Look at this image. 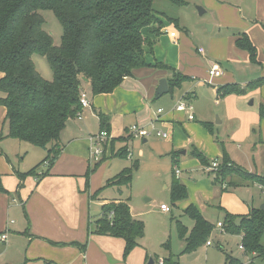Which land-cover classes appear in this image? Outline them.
Returning a JSON list of instances; mask_svg holds the SVG:
<instances>
[{
	"label": "crops",
	"instance_id": "0c3cea01",
	"mask_svg": "<svg viewBox=\"0 0 264 264\" xmlns=\"http://www.w3.org/2000/svg\"><path fill=\"white\" fill-rule=\"evenodd\" d=\"M184 1V5L176 6L168 0H154V10L163 24L160 33L156 35L150 31V28L143 29V35L154 40L152 50L149 47L144 49L145 61L152 66L134 69L130 76L125 77L118 87L107 94L92 95L89 81L82 82L81 89L86 93L89 106L82 109L80 117L75 116L67 120L59 137L60 152L53 163L44 162L38 166L35 174L20 178V174L27 172L43 160L46 150L25 143L31 147L24 150L20 158L21 154L17 150L11 151L0 147V178L5 190L0 193V235L7 231L6 241L0 242L6 245V253L9 248L20 252V261L17 264H147L156 250L145 241V223L143 238L138 240V245L127 256L123 254L125 243L122 238L94 232L95 222L100 218L101 206L111 202H127L131 216L142 220L141 208L133 205L130 198L117 197L113 193L110 195L111 189L119 187L108 185V181L128 168L123 167L113 174L114 160L118 157H128V160L132 161L135 155V162L139 163V159L144 156L146 150L152 157L167 159L171 164V176L173 173L174 177L188 190V197L175 203L180 215L178 218H170L174 222V227L168 231L163 229L164 232L158 238L157 245L159 249L161 248V255L157 254L158 258H153V264H160V260L168 258L176 264H181L179 260H176L177 257H167L172 252L168 249V242L165 243V241L170 238L173 230L177 242L181 244L184 251L186 243L179 237L176 221L185 226L188 232L191 230L193 221L183 213L189 205L194 206L213 226L210 236L213 232H220L238 240L240 256L225 253L224 264H228L226 257L233 258L238 264H247L250 261L254 264H264V257L247 254L240 248L242 245L240 234L222 232L217 227L218 222H224L227 212L246 216L252 209L260 208L261 203L264 202L262 197L264 190L260 184L238 176L229 177L222 184H214L208 175L209 166L205 165L206 168H203V164L192 154L195 149L201 151L200 153L211 161L216 158L221 161L224 153L231 162L243 169L242 165L235 161L234 151L241 149L243 145L235 142L245 140L244 142L248 145L246 149L248 157L250 153L253 156L257 142L264 144L262 139L264 119H261L259 114L256 115L255 110L246 108V101L250 98L253 99L251 104L255 103L256 98H258L259 107L264 104V84L257 89L246 90L242 93L244 95L241 94L245 98H240L239 103L236 100L232 106V94L226 96L218 94L220 87L237 85L238 81L237 86L246 89L250 82L264 77V0H251L252 8L244 6L245 0H234L238 4L236 12L231 11L234 23L232 24V20L222 22L223 24L220 21L221 27L225 25L228 30L224 33L218 25L219 34L209 39L208 48L203 46L204 50L201 46H193L184 27H178L179 30L181 29L178 38L176 34L175 36L169 34L173 32L169 28L174 22L169 18L178 19L180 11L183 8H189L186 0ZM156 2H158L157 7ZM196 7L194 10L197 11ZM204 13H206L205 9L202 14ZM209 22L211 24L206 25L207 31H212L216 23L214 20ZM242 33H246L255 46L258 61L256 64L260 66L250 61L247 51L236 46L235 40ZM213 62L220 65L222 74L215 77L212 84L204 83L208 68ZM155 63L167 65L187 77V80L181 83L184 88L179 93L178 99L182 98L192 104L194 118L188 119L186 111H175L173 107L165 110L159 106L162 112L157 111V108L155 116L159 119L160 125L167 128L168 136L167 138L156 137L157 141L150 142L151 134L143 138H133L128 133V128L133 124H146L153 118L145 119L148 111L150 112L151 103L163 96L155 98L159 81L165 78L168 84V79L171 77V71L154 67ZM2 75L0 73V78ZM205 85L211 89L217 99L222 98L224 105L221 113L224 117L228 121H234L230 154L228 146L227 152L219 146L213 147L209 136L206 137L208 144L195 142L193 131L201 130L204 134L205 131L198 124L186 123L188 120L194 122L195 111L198 113L203 111L198 107V97L194 94V90L196 87L205 88L203 87ZM5 114V107L0 106V123L4 121ZM101 115L105 118L104 121ZM243 119H246L245 123H242ZM247 121H250L249 125L253 126L250 128L251 131L249 129V133L246 129L241 131L242 127L247 126ZM217 122L220 123V120ZM101 130H106L110 134V139L104 144L102 159L93 163L89 159L91 145L89 137ZM3 140L9 142V140L17 139L6 136L0 139V143ZM18 141H15L17 146H21L18 145L20 144ZM192 142H195L196 146ZM250 145L252 146L249 148ZM30 148H39L41 151L32 149L31 154L34 160L28 165H22ZM133 149L136 151L134 152ZM175 167L179 169L178 176L174 173ZM250 171L248 173L259 175L254 168ZM131 185L132 180L129 187L125 186L126 189ZM243 185L254 186L246 199L231 192L232 188H241ZM146 201L149 199H145ZM162 204L165 203H160L158 209L166 218V215L171 213V208L167 205L170 211L166 212L160 208ZM184 218L189 219L191 223L188 225L184 223ZM163 245L166 251L162 252ZM202 246L210 248L213 242L211 241L210 245H206L205 242ZM176 253H179L177 247ZM166 254L167 256H164Z\"/></svg>",
	"mask_w": 264,
	"mask_h": 264
},
{
	"label": "trees",
	"instance_id": "16d2710c",
	"mask_svg": "<svg viewBox=\"0 0 264 264\" xmlns=\"http://www.w3.org/2000/svg\"><path fill=\"white\" fill-rule=\"evenodd\" d=\"M168 1L176 6L185 4L184 0ZM153 4L154 0H0V73L3 74L0 78V106L6 109L4 123L7 132L0 134V139L7 136L46 150L43 160L20 174V178L33 174L42 163L48 161L51 164L57 158L60 133L67 120L75 117L81 109L79 95L84 80L89 81L92 95L107 94L134 69L151 65L145 61L144 49L149 47L152 50L154 40L144 36L143 29L150 28L158 35L163 25ZM46 9L55 14L62 26L58 46L43 29L44 20L39 11ZM169 20L176 22L173 18ZM235 44L247 51L252 63H258L256 48L246 33L237 37ZM35 54L46 58L53 73L51 80L43 78L35 68L32 60ZM153 66L171 71L169 92L187 80L186 76L167 65L155 63ZM263 84L264 77L250 82L246 89L237 85L220 87L218 94H242ZM258 114L264 119V104L260 105ZM101 118L104 121L102 115ZM192 154L203 165L210 166L202 153L194 149ZM131 173V168L124 169L108 181V185L129 187ZM208 175L214 184L238 176L260 184L264 190L263 177L243 171L224 153L218 168L210 170ZM172 178L171 199L175 204L187 198V190L173 173ZM2 192L5 190L0 178ZM183 213L193 221V227L188 232L176 221L177 231L186 243L183 252H192L205 244L213 226L192 205ZM95 223V233L124 240V256L144 236V222L131 216L125 201L102 205L100 218ZM222 224L224 232L241 235L247 254L264 257L261 242L264 238V209H252L246 216L227 212ZM226 259L228 264H238L233 258ZM162 264L176 262L168 258Z\"/></svg>",
	"mask_w": 264,
	"mask_h": 264
},
{
	"label": "rangeland",
	"instance_id": "374dc122",
	"mask_svg": "<svg viewBox=\"0 0 264 264\" xmlns=\"http://www.w3.org/2000/svg\"><path fill=\"white\" fill-rule=\"evenodd\" d=\"M158 2H156L155 6L157 7ZM188 3L189 8H183L179 13V18L176 19L177 22L172 23V27L169 30L173 31L177 38L180 36L181 29L179 30L178 27H184L187 30L188 36L191 39L193 46H201L204 50L205 47L209 45V39L211 37L217 36L219 34L218 25H220V21L222 22H231L234 23V16L231 11H235L238 9L237 5L234 0H186ZM246 8H252L251 0H245L244 3ZM195 6H201L206 10V13L199 14L198 10H194ZM228 7V8H226ZM39 14L42 16L43 22V29L51 35L53 44L58 46L61 42L62 37V26L55 14L51 10H40ZM228 18V19H227ZM214 20L216 25L212 31H207V24H211L209 21ZM223 24V23H222ZM221 27V25H220ZM228 29L225 28V25L221 27L222 32H226ZM183 34V32H182ZM188 38V37H187ZM204 46V48H203ZM208 48V47H207ZM33 63L35 68L38 72L45 78L46 80L52 79V69L50 68L46 58L44 56L35 54L32 56ZM254 65V64H253ZM255 66V65H254ZM256 66H260V64H256ZM209 69V68H208ZM207 78L204 79V83H213L214 78H210L208 75ZM237 85L239 82H236ZM248 83V82H247ZM205 88L196 87L194 90V94L198 97V107L202 112L195 111V120L191 122L188 120L187 124H198L201 129L205 131V134L201 130L193 131V139L194 141H200L203 143H207L206 137L209 136L211 138V144L213 147L219 146V148H223L228 151V147L230 148L229 154L232 151V131L234 129V121H228L223 113H221V109L223 108V100L222 98L216 97L211 92V89L206 85L203 86ZM184 85L181 84L180 86L173 87V89L165 93L160 99L156 100L155 102L151 103L150 112L146 115L145 119H149L153 117L151 120L154 123V127L156 130L162 131L164 133H168L166 127L160 125L159 119L156 118L155 112L156 109L160 106L167 109H174L175 105L179 102H187L184 99H178L179 93L183 90ZM244 95V94H242ZM240 98H245L241 96V94H232V104H235V101L239 103ZM224 99V98H223ZM217 100V102H216ZM222 100V101H221ZM252 98L246 101V108L250 110H255L256 115L258 114V98L255 99V103L251 104ZM220 101V102H219ZM191 104V103H190ZM192 105V104H191ZM201 106V107H200ZM160 108L157 109L159 111ZM193 112V108H192ZM187 113V112H186ZM188 116V113H187ZM223 119V120H222ZM151 120H148L149 123ZM220 120V123L217 122ZM191 122V123H189ZM246 119L242 120V123H245ZM146 123V124H147ZM184 123V122H183ZM139 125H146L145 123H138ZM206 124L207 126H204ZM250 121H247V126L242 127L241 131L245 129L249 133V129L253 128L250 126ZM250 126V127H249ZM185 132L188 134L186 127L184 126ZM183 129L181 128V131ZM251 131V129H250ZM6 132V124L4 121L0 123V134H5ZM248 135V134H247ZM149 140L157 141L158 136L155 133H152L149 136ZM11 138V137H10ZM264 141V137L262 138ZM17 141V140H15ZM13 140H3L0 143V147L11 150V151H18L21 156H23L24 150H27L31 147L26 142H19L21 146H17V142ZM245 141V140H244ZM244 141H236L235 143H240L243 145L241 149L234 150L236 154L235 161L242 165L243 171L251 172L250 169H256V173L259 176L264 178V144L258 143L256 144V151L253 152V156L248 157L247 153V144ZM195 142H192L194 146H196ZM192 146V145H191ZM228 146V147H227ZM252 145L249 146V148ZM236 148V147H235ZM31 150L26 153V157L24 161L21 163L22 165H28L33 160L34 157L31 154L32 149L36 151H41L39 148H30ZM198 149V148H197ZM134 150V149H133ZM149 150V149H148ZM136 149L134 150V152ZM201 152V151H200ZM12 156V154H10ZM135 157V155H134ZM134 157L133 160H128V157H118L116 160L113 161V174L119 172L123 167L131 168L132 174V185L130 188L126 189L125 186H120L118 189H111L109 192L110 195L113 193L114 196L121 197V198H130L133 205L138 206L141 208V219L145 223V241L149 246H154L155 248V255H152L153 258L157 259L158 255H161V248L159 249L157 245L158 238H160L161 233L164 232L163 229L168 231L173 225V221L170 218H178L180 215L179 208L175 204H173L171 199V164L167 159L163 157H152L149 155V152L146 150L143 157L139 159V163L135 162ZM252 157V158H251ZM162 158V159H160ZM208 163H211L210 159L206 158ZM136 164L134 167L133 165ZM202 168V167H201ZM198 167V169H201ZM203 168H206L203 165ZM202 168V169H203ZM206 170V169H205ZM255 174V173H254ZM234 177V176H230ZM241 178V177H240ZM243 179V178H242ZM236 187L231 189L236 196L242 197V199H246L249 197L248 195L253 191L254 186L250 185V187H245L244 185L241 188ZM187 190V189H186ZM230 190V189H229ZM109 195V196H110ZM108 196V194L106 195ZM187 197H188V190H187ZM264 201V195H262ZM145 199H149V201L145 202ZM160 203H165L171 208V213L166 215V218L163 214L159 211L158 206ZM261 204H264L262 202ZM260 204V205H261ZM141 205V206H140ZM183 222L187 225L191 223L189 219L184 218ZM170 238L165 241L168 242V249L171 250V254H168L167 257H177L176 260H179L181 264H224V254H232L233 256H240V251L238 250V240L235 237H232L228 234H222L220 232H213L209 237V240L213 242V246L210 248H204L203 246L199 247L195 251L192 252H182L183 247L181 244L177 242L173 230L169 236ZM261 242L264 245V238L261 239ZM221 247H220V245ZM162 246V252L166 248ZM176 247L179 250V253H176ZM6 245L0 242V264H17L20 261V252L18 250H12L9 248V251L6 253ZM166 251V250H165ZM165 253V252H164ZM154 254V253H153ZM180 257V259H178ZM28 264V263H27Z\"/></svg>",
	"mask_w": 264,
	"mask_h": 264
},
{
	"label": "built area",
	"instance_id": "2783aa9c",
	"mask_svg": "<svg viewBox=\"0 0 264 264\" xmlns=\"http://www.w3.org/2000/svg\"><path fill=\"white\" fill-rule=\"evenodd\" d=\"M171 36H175L174 32L169 33ZM222 74L220 65L217 62H213L209 69H208V76L210 78H215L218 77ZM79 103L81 109L76 113V117H80L81 111L83 108H86L89 106V102L86 97V93L82 90L79 95ZM175 111H186L188 113V119L192 120L193 113H192V105L190 103L186 102H179L175 105L174 107ZM159 112H162V109H159ZM128 133L130 134L131 137L133 138H143L147 137L148 135L155 133L156 136L162 137V138H167V133H164L162 131L156 130L154 127V123L151 120L147 125H139V124H133L129 126L128 128ZM110 139V134L106 130H101L95 135H91L89 137L90 141V148H89V159L93 163L99 162L103 155H104V144L106 143L107 140ZM220 165V161L216 158L213 159L210 163V166L207 168V170H215L218 168ZM174 173L176 176L179 174V169L175 167ZM160 208L166 212L170 211V208L166 204L160 205ZM111 215V213H110ZM217 227L223 232V224L222 222L217 223ZM7 239V231L3 234L0 235V241L4 242ZM211 241L208 240L206 241V245H210ZM241 249H243V246H240ZM162 260L159 261L160 264H162Z\"/></svg>",
	"mask_w": 264,
	"mask_h": 264
},
{
	"label": "water",
	"instance_id": "95a60500",
	"mask_svg": "<svg viewBox=\"0 0 264 264\" xmlns=\"http://www.w3.org/2000/svg\"><path fill=\"white\" fill-rule=\"evenodd\" d=\"M196 9L198 10L199 14H202V12H204V9H202V7L197 6ZM168 92V84H167V80L165 78L160 79L159 84L156 88L155 91V98H158L162 95H164L165 93ZM260 208H264V204H262L260 206ZM147 264H153L152 259L150 258Z\"/></svg>",
	"mask_w": 264,
	"mask_h": 264
}]
</instances>
